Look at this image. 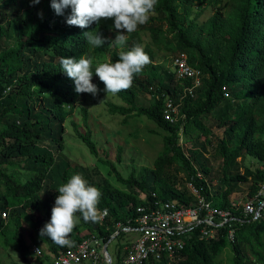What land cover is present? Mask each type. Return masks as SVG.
<instances>
[{
  "label": "trees",
  "instance_id": "16d2710c",
  "mask_svg": "<svg viewBox=\"0 0 264 264\" xmlns=\"http://www.w3.org/2000/svg\"><path fill=\"white\" fill-rule=\"evenodd\" d=\"M209 8L214 14L200 24L198 19ZM70 11L68 8L64 15H57L50 0H41L35 5L30 0H0V15H14L12 22L17 37L15 43L0 51V190H5L0 195V209L17 211L14 239L25 264H31L32 258L21 216L29 213L34 219L38 207L43 206V219L36 220L35 225L39 229L42 223L43 227L50 220L55 203L52 200L44 204L43 194L52 186L58 189L73 174H81L79 165L64 154L66 110L75 108L81 93H76L74 82L62 71L60 59H78L82 54L93 58L97 52H106L113 62L118 60L112 39L101 24L85 29L69 26L66 17ZM165 23L179 45L175 56L179 53L188 55L189 64L204 76L202 87L195 91L194 97H184V89L191 86V81H177L173 87L166 85L161 74L163 66L153 63L152 45H143L141 35L135 31L132 40L134 44L144 46L150 63L135 76L130 89L117 94L128 106L109 107L112 114L124 116V123L132 117H146L167 132L163 152L156 158L155 167L145 168L140 181L135 172L125 178L114 162L100 156L86 109H83L82 123L74 121L72 126L77 137L92 155L109 167L111 174L122 183L136 186L147 199L156 195L177 202L181 207L193 206L194 197L186 198L168 176V160L175 159L204 196L226 208L235 188L228 185L215 196L211 195L209 185L197 177L179 139L181 133H185L191 139L200 137L211 142L213 130L219 128L223 130V136L217 138V154L223 161L225 174L242 156L254 157L264 165V0H158L154 14L146 23L150 25L153 44L163 43L166 31L157 26ZM93 29L107 38L100 48L90 47L82 35ZM5 36L6 31L0 26V46ZM167 50L175 49L167 47ZM140 95L153 96L149 108L136 105ZM169 98L179 105L180 117L175 124L163 116ZM118 159H121L120 155ZM5 166L25 168V178L8 173ZM225 179L228 181L227 175ZM235 179L245 180V177L236 176ZM263 181L264 169L258 170L249 196L255 195ZM100 192L98 207L108 210L106 220L103 223L84 222L81 217L79 226L90 236H98L108 243L114 235L115 224L127 223L146 199L107 184L101 186ZM234 228L235 243L227 240L224 229L219 231L216 240L200 239L197 229L177 264H215L216 256L227 245L233 250V264H264V217L258 221L238 222ZM7 232L8 227L0 214V234L6 236ZM122 237L125 236H117L113 241ZM71 238L75 240L78 236L72 234ZM44 239L56 255L67 248L57 246L47 237ZM75 244L72 241V245ZM121 250L117 253L122 254L123 261Z\"/></svg>",
  "mask_w": 264,
  "mask_h": 264
},
{
  "label": "rangeland",
  "instance_id": "374dc122",
  "mask_svg": "<svg viewBox=\"0 0 264 264\" xmlns=\"http://www.w3.org/2000/svg\"><path fill=\"white\" fill-rule=\"evenodd\" d=\"M225 2L226 0H222ZM23 16L26 13L22 12ZM214 14V10L206 9L203 15L198 19V22L202 24L208 20ZM2 21L0 26L6 31V36L1 41L0 51L7 48L8 44L16 42V29L12 22L14 15H0ZM5 16V17H4ZM195 14L192 15V18ZM101 26L106 30L108 36L114 40L117 31L114 29V21L112 19H102ZM148 24L140 25L136 32L141 35L143 39V45L151 44L154 51V64H160L163 66L161 74L165 78L166 85L173 87L177 84L173 74V59L179 52V45L174 38L172 32H170L167 24L154 25L153 27H163L166 31L163 43L155 45L151 41ZM128 40L124 46L125 50L131 48L134 42L132 40V33L127 34ZM144 47V46H143ZM167 47L174 48V51H168ZM115 51H119V47L114 46ZM111 59L110 54L106 52H97L93 56V71L97 62H104ZM146 67V66H145ZM143 68V70L145 69ZM92 83L98 88V93L93 96L90 93H81V97L76 104L75 108H67L68 114L65 119V156L79 165L81 169V175L89 185L97 187L101 190L103 184H107L112 188H118L127 192H134L141 197H145L144 193H141L136 186L128 185L127 183L120 182L113 174L109 172V167L100 161L97 157L92 155L85 144L77 137L72 122L82 123L83 109H86L89 114V123L94 133L95 141L98 144L100 150V156L103 159H108L114 162L122 175L128 178L135 172L136 179L141 180V175L145 168H154L155 160L160 153L163 152L165 137L167 132L159 128L155 123L146 117H132L126 123L123 122L124 116L121 114H112L109 110L110 105L124 106L128 105L117 95L107 96L104 91V84L93 73ZM154 101L151 95H140L136 100V105L142 108H149ZM214 137L211 138V142H207L204 138H195L189 134L181 133L179 144L184 148L185 156L191 160V164L197 171V177L205 180L211 189V195L215 196L218 190L225 189L232 186L235 188V193L231 196L232 200H247L250 192V187L257 180L258 170H263L264 165L256 158L251 156L239 157L224 173V165L220 156L217 154V138L223 136V130L215 128ZM119 155L121 159L119 160ZM4 169L10 173L20 176L24 179L26 176L25 168L5 166ZM208 170V173L205 171ZM227 175L228 181L225 179ZM168 176L172 183L180 193H183L186 198L192 199L191 194V181L188 176V172L183 170L182 165L177 160H168ZM236 176L245 177V180L235 179ZM229 182V183H228ZM5 192L4 189L0 190V195ZM58 196L57 188H49L43 194L44 204L45 201L55 200ZM45 209L43 206H39L35 212V218L32 219L29 213L21 216V222L23 225V233L26 243L29 247V255L35 259V255L32 252V247L37 245L42 250V259L45 261H52L56 256L55 253L50 251L49 244L44 238L41 239L39 235V229L42 228V223L38 229L36 220H42ZM0 214L6 222L8 232L6 236L0 234V264H25L20 253L17 251V241L14 239L16 232L15 219L17 217V211L14 209H8L4 212L0 209ZM77 235L78 238L73 240L78 243L82 238L90 236L87 230L80 227L77 224L70 235ZM70 237V236H69ZM135 236L122 237L116 242L112 241L109 244L108 250L112 255V264H123L122 254L117 253L120 249L123 250L122 244L128 241V239ZM71 246H67L66 249ZM65 249V250H66ZM121 250V251H122ZM98 264H106L104 258H100ZM215 264H233V250L230 245L223 247L220 253L216 256Z\"/></svg>",
  "mask_w": 264,
  "mask_h": 264
},
{
  "label": "built area",
  "instance_id": "2783aa9c",
  "mask_svg": "<svg viewBox=\"0 0 264 264\" xmlns=\"http://www.w3.org/2000/svg\"><path fill=\"white\" fill-rule=\"evenodd\" d=\"M173 72L177 81H191V86L184 89V97H194L195 91L203 85L202 72L189 64L186 53L174 57ZM225 96L229 94L225 93ZM163 116L166 121L175 124L180 117L179 105L167 99ZM190 187L194 197L193 206L181 207L177 202L163 200L156 195L151 199L145 196L146 203L137 208L136 214L127 223L115 224V232L109 243L120 235L125 238L135 236L122 244L123 264H177L197 229L199 238L206 240H216L220 236L219 231L224 229L227 240L235 243L236 223L248 219L258 221L264 217V181L259 184L254 196H248L245 201L230 198L226 208L209 200L193 183ZM100 211L103 213V210ZM107 215L99 222L103 223ZM106 244L102 238L92 235L75 245L71 244L66 250H60L52 261L42 259L41 248L34 245L32 252L35 259L31 264H98L100 258H104L106 264H112V255L104 251Z\"/></svg>",
  "mask_w": 264,
  "mask_h": 264
},
{
  "label": "clouds",
  "instance_id": "9594fccd",
  "mask_svg": "<svg viewBox=\"0 0 264 264\" xmlns=\"http://www.w3.org/2000/svg\"><path fill=\"white\" fill-rule=\"evenodd\" d=\"M40 2L41 0H30L33 5ZM157 2L158 0H50L51 8L57 15H64L65 9L70 8V14L66 17L69 26L85 29L93 24L99 25L102 19H112L117 31L115 39L111 40L112 45L120 49L115 62L111 59L97 62L93 71L92 57L84 54L78 59L61 57L62 71L74 82L77 94L97 95L99 90L92 83L93 73L104 84L107 96H116L132 87L135 76L150 63V57L140 44H133L125 50L128 40L126 33H133L140 25L146 24L154 14ZM39 15L42 17V13ZM82 35L92 48L102 47L107 39L96 29L85 31ZM34 86L38 88V85ZM57 192L50 220L40 229L39 235L41 239L47 237L57 246H71L69 236L80 223L81 217L84 222H99L108 214V210L104 209L101 213L98 205L102 193L97 187L89 185L79 173L62 183Z\"/></svg>",
  "mask_w": 264,
  "mask_h": 264
},
{
  "label": "water",
  "instance_id": "95a60500",
  "mask_svg": "<svg viewBox=\"0 0 264 264\" xmlns=\"http://www.w3.org/2000/svg\"><path fill=\"white\" fill-rule=\"evenodd\" d=\"M109 242L104 246V251L110 256L109 251H108V247H109Z\"/></svg>",
  "mask_w": 264,
  "mask_h": 264
}]
</instances>
